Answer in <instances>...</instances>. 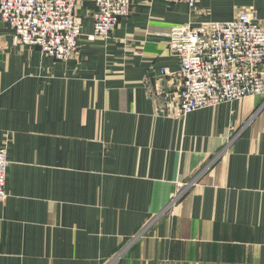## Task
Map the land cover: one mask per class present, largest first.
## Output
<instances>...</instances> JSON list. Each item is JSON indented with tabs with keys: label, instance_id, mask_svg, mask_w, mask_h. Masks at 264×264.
I'll list each match as a JSON object with an SVG mask.
<instances>
[{
	"label": "crops",
	"instance_id": "crops-1",
	"mask_svg": "<svg viewBox=\"0 0 264 264\" xmlns=\"http://www.w3.org/2000/svg\"><path fill=\"white\" fill-rule=\"evenodd\" d=\"M131 2L67 60L0 19V264H264V94L183 117L169 49L178 24L264 27V0ZM94 7L78 1L84 34Z\"/></svg>",
	"mask_w": 264,
	"mask_h": 264
},
{
	"label": "built area",
	"instance_id": "built-area-1",
	"mask_svg": "<svg viewBox=\"0 0 264 264\" xmlns=\"http://www.w3.org/2000/svg\"><path fill=\"white\" fill-rule=\"evenodd\" d=\"M78 1L0 0V19L14 30V44L37 47L56 60H67L78 51L83 37L88 42L109 38L132 11L131 0H94V28L84 34ZM151 1L183 2L192 9L198 2ZM169 49L179 59L178 108L183 117L200 108L264 94V27L252 11H242L229 21L174 25ZM8 166L5 143L0 145L1 202L8 197Z\"/></svg>",
	"mask_w": 264,
	"mask_h": 264
}]
</instances>
